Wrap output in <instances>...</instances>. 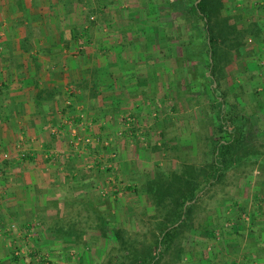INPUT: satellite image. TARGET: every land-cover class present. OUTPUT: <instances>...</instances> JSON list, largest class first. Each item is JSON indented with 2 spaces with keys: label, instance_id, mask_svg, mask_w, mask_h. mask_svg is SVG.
<instances>
[{
  "label": "crops",
  "instance_id": "obj_1",
  "mask_svg": "<svg viewBox=\"0 0 264 264\" xmlns=\"http://www.w3.org/2000/svg\"><path fill=\"white\" fill-rule=\"evenodd\" d=\"M104 3L100 22L86 24L84 7L70 0H0V154H12L0 159V264H12L19 245L59 250L85 200L119 199L124 190L113 191L112 178L131 191L154 173L151 147L130 149L167 130L160 110L181 80L184 43L167 10ZM128 115L135 124L126 129ZM70 117L92 139L81 151L67 145ZM100 139L109 144L97 154ZM48 149L59 154L47 157ZM263 223L257 218L255 249L238 261L264 264Z\"/></svg>",
  "mask_w": 264,
  "mask_h": 264
},
{
  "label": "rangeland",
  "instance_id": "obj_2",
  "mask_svg": "<svg viewBox=\"0 0 264 264\" xmlns=\"http://www.w3.org/2000/svg\"><path fill=\"white\" fill-rule=\"evenodd\" d=\"M106 1L70 0V4L84 7L88 24L100 22ZM137 1L145 13L167 10L173 32L184 43L182 82L177 77L174 91L168 92L160 110L164 112L162 119H167V130L151 136L153 139L146 133L140 139L144 147L137 144V149H130L140 153L151 147V179L131 191L117 180L124 190L118 200H85L78 211L72 212L77 219L71 223L70 238H62L59 250L19 245L7 256L12 264H139L133 257L123 258L127 250L116 237L118 231L130 249L144 258L152 257L162 223L177 204V209L181 208L183 197L179 199L177 193L161 197L151 184L158 175L181 172L188 164L206 174L211 172L216 142L229 137L218 119V102L225 101L229 128L241 124L243 137L234 143L220 179L212 183L206 179L197 196L186 202L191 209L159 264H263L248 255L245 261L238 259L247 254L246 247L255 249L258 234L254 225L257 218H264V0H214L219 4L214 21L219 32L215 65L218 81L214 82L209 77L204 21L192 11L200 0ZM129 7L136 5L131 3ZM74 119L69 118L72 127L67 145L71 149L72 128L78 131L80 124ZM107 148L99 146L97 154ZM160 159L163 163L156 161ZM96 164L102 165V161ZM104 169L111 171V167Z\"/></svg>",
  "mask_w": 264,
  "mask_h": 264
},
{
  "label": "trees",
  "instance_id": "obj_3",
  "mask_svg": "<svg viewBox=\"0 0 264 264\" xmlns=\"http://www.w3.org/2000/svg\"><path fill=\"white\" fill-rule=\"evenodd\" d=\"M218 5L219 4H216L214 0H200L197 4L192 6V11L204 21L207 47L210 56L209 77H211L213 82L218 81V74H216L217 70L215 65L218 57L216 41L219 37V32L214 22L216 21V16L219 11ZM216 92L217 91L214 89V93ZM225 104V101L218 102V119L221 130L229 135V137L227 139L221 137V139L216 142L212 157L211 172L206 174L202 169L188 164L181 172L173 171L167 174L166 177L161 174L158 175L159 178L154 180L151 187L157 189L160 193L159 196L161 197H171L177 193L179 199L183 197V205H181L180 209H177V204L172 215L162 223L161 234L153 245V255L150 258H144L136 249H130L127 240L120 236L118 231H116V237L121 241L120 245L123 247L122 249L127 250V253L126 255H123V258L133 257L134 259L139 260V264H159L167 251L168 246L171 244L172 239L178 233V229L182 224L180 222L186 218L191 209V206L186 205V202L193 200L197 196V189L202 182L206 181V179L209 180L207 182L212 183L213 181L220 179L225 173L226 167L228 166V155L230 154L234 143L240 141L244 134L243 128L239 123H235L232 129L229 128ZM172 190L175 191L173 194ZM156 195L154 194V196Z\"/></svg>",
  "mask_w": 264,
  "mask_h": 264
},
{
  "label": "built area",
  "instance_id": "obj_4",
  "mask_svg": "<svg viewBox=\"0 0 264 264\" xmlns=\"http://www.w3.org/2000/svg\"><path fill=\"white\" fill-rule=\"evenodd\" d=\"M124 124H125L126 129L127 128H131L135 124V119L131 115H128L127 117L124 118ZM58 128L57 127H54L53 128V131L55 133H57L59 131ZM83 128H85V126ZM72 131H73V135H72L71 139L69 140V143H70V145H71V147H72V149L74 151H79V150L81 151V150H83V148L85 146H88L92 142V139L90 138V136L80 134L77 131V128H73ZM102 143H103L102 144L103 146H107L109 144V142L107 140L106 141H103ZM53 154L58 155L59 154V151H57L55 149H48L47 152H46L47 157H51ZM11 155L12 154L9 151L3 152V153L0 154V159L1 160H9L11 158ZM18 156L19 157L25 156V153H21ZM94 162L95 161L92 160V164L90 163V165L93 166L94 165ZM111 185H112V190L113 191L118 190V188L120 186L119 182L115 178H112ZM12 227L14 228V230H16L19 233H23L24 232L27 235H29L27 229H20L16 225H13Z\"/></svg>",
  "mask_w": 264,
  "mask_h": 264
}]
</instances>
